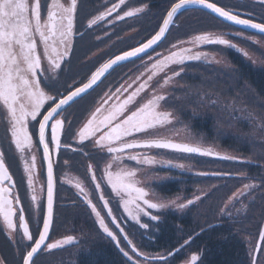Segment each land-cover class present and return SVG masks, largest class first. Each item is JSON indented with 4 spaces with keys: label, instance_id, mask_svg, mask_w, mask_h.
Instances as JSON below:
<instances>
[{
    "label": "snow or ice",
    "instance_id": "snow-or-ice-1",
    "mask_svg": "<svg viewBox=\"0 0 264 264\" xmlns=\"http://www.w3.org/2000/svg\"><path fill=\"white\" fill-rule=\"evenodd\" d=\"M125 3L126 0H118L117 3H113L110 8L89 19L87 27L92 28L98 22L106 20L108 16L120 9ZM260 3L264 4V0H260ZM193 5L209 10L232 24L251 28L264 34V23H257L252 19L242 18L239 13L226 10L224 7L218 6L217 3L210 2V0H176L164 17L159 30L146 43H141L138 47L124 51L122 54L116 55L114 58H110L100 64L99 67H96L91 72L87 82L80 84V86H69L66 89V94L58 89L56 94H50L45 90L52 87L47 73L62 71V63L72 50L73 37L78 34L81 37L83 35L74 31L78 0H69L67 4L61 2V0H51L50 3H47L46 18L43 20L41 18V0H31V2L29 0H0V104L7 111L8 132L10 133L11 143L14 144L15 149L20 153L21 161H23V171L27 174V189L32 192L31 201L33 205L38 200L33 180L36 169V156L34 154L30 157L24 155L25 150L27 149L30 152L33 146V137L29 131L30 121L38 122V143L43 146V160L47 161L46 214L43 216L42 230H39L38 238H34L25 217V209L20 195L19 193H14L16 184L6 166L5 152L0 150V216L3 218L4 226L9 230V235L12 231H16L17 228L22 230L19 243L29 249L22 256L23 264H35L34 257L42 251L50 252L74 242V237L67 236L55 242L47 243L53 223L54 176L52 152L54 151L58 154L61 148L73 152L82 150L73 148L70 144L61 143V134L64 131L65 121L59 117L66 110V106L70 107L77 100L89 95L90 91H94V86L98 87V82H102L101 78L105 77V74H110V70H114L115 66H121L123 62L137 58L142 53L147 54L148 49H153L154 45L162 42V38H166V33L174 23V18ZM145 7L146 5L130 8L124 11L122 15L118 14L116 19L124 20L126 17H134L142 13ZM37 37L39 45L43 47V58L47 61V68L42 64V56L38 51ZM189 43L194 46L215 44L236 48L228 39L222 36H214L211 33L197 34L190 39ZM175 47L173 45V48ZM202 57L206 58L207 53L196 52L191 54L190 48H181L179 51H173L163 58H159L158 54V58L151 64L149 69L151 74L148 75L147 80L140 83L125 99L121 101L115 94H105L107 98L103 100L101 106L95 108L90 118L78 131V142L83 144L84 141L95 138L96 146L100 149H106L109 154L123 153L126 149L131 148H156L204 156L217 155L211 149H202L199 146L159 139L143 142L136 140L125 142L127 137H133L135 134L144 133L157 126L171 123L172 114L158 110L161 102L166 100L164 95L154 94L151 99L135 111L129 109L128 106L133 104L141 92L148 87V82L158 73L165 72L169 65H183L186 61H199ZM149 59L151 60L152 57L149 56ZM182 70L181 68L180 71ZM179 75L180 72L174 71L172 76H167L163 80V85H167L174 76ZM121 88H123V85ZM121 88H118L116 92L120 93ZM110 100H114V102L109 105ZM46 105L47 108H45ZM105 105H108V107H105ZM42 109L45 111H42ZM38 117L42 118L38 120ZM46 129H50V139H46ZM50 144L53 146L52 150H50ZM220 158L232 159L227 156ZM113 159L119 161L121 157L115 155ZM128 159L137 160L138 157L130 155ZM143 162L152 163L153 161L150 158H145ZM110 167L109 165L105 168L104 175L107 178V183L111 186L112 192L120 198L124 213L139 224L140 227L147 228L146 224L140 223L141 215H149L150 213L147 209H161L167 205L146 199L148 192L136 186L138 181L134 179L135 170L120 168L113 173L109 170ZM88 171L92 172L91 179L95 183L96 175L91 165H89ZM5 182H7V186H5ZM75 187L95 214L99 227L116 243L120 252L128 261H131L132 264H141V260L137 259V257H142L145 264H149L151 260L167 259L166 257H149L147 254L138 251L136 245L118 222L117 217L113 215V210L109 207V201L105 199L104 194L101 192L99 200L103 201V208L107 209V216L111 218V224L119 229L123 240L126 241V246L130 247L131 253L135 255L130 254L129 251L125 250V247H121L120 238L116 232L109 228L104 216L101 215V211L89 199L88 192L85 191L80 182H77ZM100 187L99 183H95L97 191L100 190ZM253 187H255L253 184L244 185V189ZM239 195H243V193L241 192ZM238 198L239 196L234 193L233 197L229 198V201ZM170 203L177 208L183 209L191 205L193 201L188 200L187 203L182 204H176L175 201ZM17 212L19 213L18 225L13 220ZM151 219L157 220L158 217L153 215ZM259 238L264 241V228L259 231ZM188 243L189 241L187 240L184 242L185 245ZM182 248L183 245L174 252H170L168 254L169 257L174 256ZM257 250L260 251L261 255H264V247L257 245V249L250 250L251 264H258L257 257L254 255ZM198 259V255L192 254L189 264H197ZM0 264H6V261L0 259Z\"/></svg>",
    "mask_w": 264,
    "mask_h": 264
},
{
    "label": "trees",
    "instance_id": "trees-1",
    "mask_svg": "<svg viewBox=\"0 0 264 264\" xmlns=\"http://www.w3.org/2000/svg\"><path fill=\"white\" fill-rule=\"evenodd\" d=\"M89 1L85 0L83 3H88ZM210 1L217 3V5L224 7L226 10H239L246 14V18L251 17L257 22L264 23V4H261L260 0ZM144 2L149 7V13L142 17L143 22L140 26L146 29L151 22L155 21L154 28L149 34L151 35L157 29L169 7L176 0H144ZM88 6H85V9ZM155 12H158V15L154 14ZM218 29H222V31H237L218 22L204 12L195 10L183 12L174 18V23L159 48L195 34L217 31ZM149 30H146L145 34ZM254 37L264 40L263 37ZM243 46L250 49L253 53L258 51L259 54H262L258 49L250 47L252 45L246 41L243 42ZM212 50L221 52L230 63V69L223 70L221 67H215L205 63L189 62L184 64L182 67L183 70L178 77L179 83L177 88H174L173 93L166 98L163 105L165 109L173 112L179 120V126L192 132L194 137L198 138L202 144L210 147L217 146L219 149L226 150L234 158L239 159L241 163L220 162L196 155L168 153L173 158L181 157L187 159L189 166L185 171H176L174 176L172 174L168 179L153 183V191L164 198L180 196L184 202L199 187L203 189V193L199 197L197 204H192L182 214L168 211L161 212L155 221H152L151 218L143 217L142 224H146L147 228H136L134 225H128V233L131 234L130 229L133 231L138 230L137 233L135 232L134 234L133 232L131 234V240L141 253L147 254L149 257H155L154 255L160 254L159 257L167 258L163 261L150 262L152 264H180L182 260L192 254L198 255L199 259L197 264H251V261L247 260L243 253L244 247L241 244L240 235H247L258 239L259 231L264 221V192L261 197L262 201L259 200L256 204L252 203L249 205L245 201L242 202L244 205L243 210L247 214L246 216L236 217L232 210H228L225 216L223 214L222 216H218L224 200L231 194V188H234L235 181L240 179L238 176L240 173H245L248 179L262 183L264 187V148L259 147L257 143L251 145L246 139H238L231 132L227 133L226 131L224 133L225 136L219 134L215 128L216 124L221 125L219 120L220 116L215 115L216 111L214 109H210L208 114L206 110L203 115H200V104L197 103V101H204L202 99L204 89L213 94L209 96V99L213 101L219 93L221 95H230L239 90L243 91L245 89L243 88V84H246L250 91H252V95H244V103L251 108V105H254L252 103L253 100L257 98L260 102L255 100L256 108H260L264 112V68L257 67L246 61L239 53L231 49H220L214 46ZM262 56L264 58V54ZM78 58V54L71 55L68 74L61 77L60 83L62 84V88H64V94H66V89L69 86L75 87L83 82L95 67L79 64ZM119 70L123 72V69ZM106 80L100 86L104 85ZM120 81L116 83L119 84ZM57 86L58 84L52 86V90H56L54 87ZM232 91L233 93H230ZM94 96L95 94L92 92L69 109V111L71 110L70 118L72 123L69 128L64 130L61 138L62 144L73 143L74 130L91 108L95 100ZM226 134L228 135L226 136ZM86 147H88V150L86 148L84 152L77 151L72 153L64 151L65 155L61 157L63 161H67L69 164L65 170L69 173H77L83 180L86 165L94 161L87 144ZM58 159L60 160V155ZM221 168L227 169V172H229L228 174L230 176L227 182L230 184H225L220 187L215 180L202 179L196 177L194 173V171H200L201 169H205L208 172H215L216 170H221ZM70 190V188L64 185L63 187H58L53 234L57 232L58 226L59 229L65 232L68 229H74V222L76 220L88 216L86 212L78 210L77 207L72 208L73 204L68 203L71 199L75 198ZM66 201V204L61 205V207H64L61 209V215H58L60 202ZM240 208L239 201L236 200L233 204V210L237 211ZM248 230H250V233H248ZM89 233H91V236L83 249L84 254L70 250L69 246L64 247L62 256L64 264H132L126 257H118L115 254V248L112 244L108 242L109 245H107V241L104 242L107 239H104L102 234L95 230L94 227L88 231ZM186 240L189 241L187 245L184 244ZM139 241H142V244ZM2 244L0 240V248L6 249ZM182 245L183 248L181 251L169 257L168 254L170 252L181 248ZM261 247H264V241ZM2 253L7 262L11 260L10 251L3 250ZM130 254L132 253L130 252ZM260 256L261 253L259 251L257 255L258 264H261ZM58 257L59 255L57 253L48 256L46 259L39 256L35 264H56ZM20 258L22 259L21 256ZM20 258L19 264L21 263ZM140 260L143 261L142 259Z\"/></svg>",
    "mask_w": 264,
    "mask_h": 264
},
{
    "label": "flooded vegetation",
    "instance_id": "flooded-vegetation-1",
    "mask_svg": "<svg viewBox=\"0 0 264 264\" xmlns=\"http://www.w3.org/2000/svg\"><path fill=\"white\" fill-rule=\"evenodd\" d=\"M83 1L85 0H78V6H77V13H76V17H75V28L74 31L78 32V33H82V37L78 34L75 35L73 37V46H72V50L68 59V56L65 58V61L62 63V71H59L58 73H47V75L50 77V75H53L54 81L51 82L52 86H55L58 84L56 88V90L58 89L60 92L64 93V88H62V84L61 82V77H64L65 75L68 74L69 71V67H70V57L73 54H78L79 56V64H92L94 63L95 66L101 64L102 62H104L106 59H108L109 57L118 54L119 52L123 51L124 49H129L131 47H134L142 42H144L147 38H149L151 35H149L155 25V21L151 22L149 26L146 27V29H144V27H141L140 24L143 22V16H145L146 14L149 13V7L146 4V2H144V0H127L125 5H122L120 9H117L115 12H113L110 16H108L106 18V20L98 22L96 25H93L92 28H88L87 27V23L88 20L93 18L94 16H96L97 14H99L100 12H104L107 8H110L112 6L113 3H117L118 0H90L88 3H83ZM250 1H255V0H250ZM30 2V1H29ZM51 0H41V14L44 16L43 19L46 18V12H47V3H50ZM61 2L67 4L69 2V0H61ZM89 5L86 9L85 6ZM142 5H146V7L144 8V11L142 13L137 14L134 17H126L124 20H117L116 16L118 14L122 15L124 11L129 10L130 8H134V7H140ZM44 9V10H43ZM234 12L239 13L241 16L245 17V13L236 10V9H232ZM158 12H155L154 14H157ZM158 15V14H157ZM246 18V17H245ZM247 19H252L251 17H247ZM253 20V19H252ZM255 21V20H253ZM161 23V22H160ZM262 23V22H260ZM142 25V24H141ZM160 25V24H159ZM158 25V27H159ZM151 26V27H150ZM157 27V29H158ZM150 28V30H149ZM156 29V30H157ZM146 30H149L146 34ZM155 30V31H156ZM213 33L218 32L217 34H215L214 36H218L221 35L223 37V34L225 33L226 35H228L229 33L234 34L232 32L234 31H222V29H218L217 31H211ZM237 32V31H236ZM203 34V33H200ZM197 35V34H195ZM195 35H192L186 39H182V40H178L170 45H167L165 47L162 48H157L154 51H152L151 53L147 54L146 56L136 60L135 62H132L131 64L125 66L123 68V72L117 71L116 73H113L110 75L109 79L106 80L105 84L100 86L94 94H99L98 98L94 101V103L92 104L91 108L88 110V112L84 115L83 119L79 122V124L76 126L75 128V132L76 135L73 136V143L70 144L72 145L73 148H79L82 149L81 152L86 151V148L88 150V147H86V144L89 146V151L90 153H92V156L94 158L93 163L89 162L86 165L85 168V177L84 180L82 181L79 176L77 175V173H67V171L65 170L66 167H68L69 164L65 163V161H63V159H61L62 156L65 155L64 151L66 152H72L71 150H67L64 148H61L60 150V154L58 153V157L60 155V160L57 157V162L55 163V176H56V184L58 186H66L67 188H70L72 191V195H74V199H71V201H69V204H73L72 208L77 207L78 210H82L83 212L87 213V217H84L83 219H79L76 220L74 222V229L70 230L68 229L67 232H65L64 230L59 229V226L57 227V232L55 234L52 233L50 234L49 240L47 241V243H51V242H55L58 239H62L65 238L67 236H72L74 237V242L72 244L73 247H70V250H73L75 247L77 248L76 251L84 254L83 249L87 244V240L90 238L91 233L88 234V231L91 230V228H95V230H97L99 233H104L103 230L97 227V218L95 216V214L91 211V208L89 207V205L87 204V202L83 199V197L80 195L79 190L75 187L76 183H73L71 181H67L64 182V179H61V176L63 175H68L71 177H75L78 178L80 181H82L83 183H81L82 187L85 189V191L88 192L89 195V199L92 200V203L96 205L97 209L99 211H101V215L104 216L105 218V222L108 223L109 228L116 232L118 237L120 238L121 247H125V250L128 251V247L126 246V241L123 240V236L122 234L119 233V229H117L115 227V225L111 224V218L107 216V209L103 208V201L99 200L100 193L102 192L104 194L105 199H107L109 201V207L112 208L113 210V215H115L118 219V222L120 223V225L124 228L125 232L130 235V239L131 238V234H135V232L137 233L138 230H131V234L128 233V225H134L136 226V228H139L140 225L137 224L135 221L131 220L126 213H124L123 211V207L122 204L120 203V198L117 197L115 195V193L112 192L111 190V186L107 183V179L105 178L104 175V170L106 167H108L109 165L110 167V171L115 172L120 168H124V169H130V170H135V172L139 171L140 175H139V179L136 178V174H135V178L137 179L136 181L139 180V184L140 185H144L146 182L143 183L144 180H148L146 179V177L143 176L144 172L147 171H151V174H154L156 177H165V176H174L176 171H181V170H177L175 164L173 165L172 160H175L173 158V156L169 155L166 152H160V151H154V150H143V149H137V148H131V149H126L123 153H119V154H109L107 153L106 149H100L96 146L95 144V138H90L89 140H86L83 142V144H80L78 142V130H80L81 128V124L83 125L85 123L86 118L90 115L89 112L90 110H94L96 104L98 103V101H100L102 99V97L105 96L106 93H108L109 95H112L113 93H116V90L118 88H121V86L123 85V88H121V92L118 93V96H122V93H124L123 95H125V97H123L122 99H120L121 101L123 99H125L127 97L128 94H130L132 91H134L140 83H143L145 81L146 78L143 77H139L137 79L138 83H132L129 85H124V82L126 80H130L132 79L134 76H137L139 73L137 71H139L141 68H143V65H147V67H151V64L153 62H155V60L158 58V54H159V58H163L164 56L169 55L171 52L173 51H179L181 48H190L191 49V54H195L196 52H204L207 53V57H202L199 61H195V60H189L186 61L184 64H187L189 62H195V63H205V64H210L213 65L215 67H219L220 64L217 65V63H223L221 62V60L223 59V55L221 54L220 51H217V54L219 56L220 62H215L214 59L212 58V55H214V52H209L206 50L207 47L213 46L215 44H204V45H198V46H194V45H184L182 47H180L178 44L180 42H186L188 40H190L192 37H194ZM37 43H38V51L41 53L42 56V64L45 68H47V61L43 58V47L39 45V39L37 37ZM173 45H175L176 47L173 48ZM217 48L223 49V46L220 45H215ZM115 49V51H114ZM232 51H235L237 53H239L242 57H243V52L237 49H232ZM149 56L152 57V59H149ZM209 56V57H208ZM245 56V54H244ZM221 57V58H220ZM213 59V60H208V59ZM66 59H68L66 61ZM244 59V57H243ZM222 61H225V65H221L222 69H230V63L224 59ZM248 61V60H246ZM228 65V66H227ZM137 67V68H135ZM135 68V69H133ZM181 69H177L174 70V67L172 68L171 65H169L168 69L165 70V72L163 73H158L157 76L153 77V81L152 83L149 85L148 87L141 92V94L136 98V100L134 101L133 104L129 105V109L131 111H135L138 107L142 106L146 100L149 99H143V97L146 95L147 97L151 98L153 95L154 90L158 93L157 91V85H163V80L167 77V76H172L174 71H180ZM142 71V70H141ZM130 72V73H129ZM180 76V75H179ZM179 76H174L173 79L165 86H178V77ZM109 80V81H108ZM121 80V81H120ZM120 81L119 84H117L116 82ZM116 83V84H115ZM177 86H175V88H177ZM53 87L46 88L45 90L48 91L50 94H56V90H52ZM126 89V91H125ZM148 92V93H146ZM151 95V96H150ZM106 97V96H105ZM45 108H47V105L45 106ZM72 108V107H71ZM4 113H0V150H3L5 152V163L6 166L9 169L10 174L13 176V181L16 184V188L14 189V193H19L20 195V199L21 202L24 206L25 209V217L27 222L29 223V228L30 231L32 232L34 238L37 237V234L40 230L41 227V223H42V218H43V212H44V202H43V198H44V193H45V172H44V163H43V159H42V153L38 144V139H37V127H38V122L37 121H30L29 123V131L32 134L33 137V147L35 149L38 161L40 160V164H42V170L40 169V175L38 178V183L40 186V193H37V203L35 205L32 204L31 201V195L32 192L30 190L27 189V174L24 173L23 171V161H21L20 159V153L18 152V150L15 149L14 144L11 143V137H10V133L8 132V128H9V124H8V116H7V111L4 107H2ZM42 111H45L42 109ZM71 111V110H70ZM69 109L65 110L62 113V116L59 117L61 119H64L65 124H64V130L66 128H69V126L71 125V115ZM107 114V113H106ZM42 117H38V120L41 119ZM88 119V118H87ZM68 123V125H67ZM172 124L169 123L168 126ZM67 125V127H66ZM163 129H169V132L171 130V128L173 127V124L171 125V128H167L166 125H163ZM162 128H159L158 126L154 129H150L147 132L144 133H138L135 134L133 137H127L125 138V142H132L133 140L139 141V137L140 136H144V137H149V136H155L153 135L154 131H161L163 130ZM64 134V131L62 132L61 135ZM46 139H50V129H47V133H46ZM68 144V143H67ZM53 146L50 144V150H52ZM32 151V148H31ZM31 151L29 152V150H26V152L24 153V155L26 157H30L31 156ZM77 152V151H76ZM115 155H119L121 157V159L119 161L114 160L113 157ZM130 155H136L138 157L137 160H130L128 159V156ZM145 158H150L152 161L154 162H160L159 166L160 167H156L155 166H151L149 163H144V159ZM184 164V163H183ZM189 166V162L187 163ZM89 165L92 166V170L96 175V181L95 183H99L101 185L100 187V191H97L95 189V183L92 181L91 177H92V172L88 171ZM41 168V167H40ZM194 170V169H193ZM42 171V174H41ZM65 171V172H63ZM185 171V170H184ZM63 174V175H62ZM148 187L150 186V183H147ZM87 185V186H86ZM5 186H7V182H5ZM137 186V184H136ZM138 187V186H137ZM144 189V188H143ZM158 196H160L159 194H156ZM163 197V196H160ZM177 197V196H174ZM197 197H199V195L197 193L193 192V195L188 199V200H192L194 201L195 199H197ZM164 198V197H163ZM187 200V201H188ZM182 202L183 199L181 200ZM187 201H185V203H187ZM66 202H60L59 207H58V215H61V212L64 207L61 205L66 204ZM191 205H189L190 207ZM18 207V206H15ZM168 211V210H167ZM167 211H159V210H152V215L157 216L158 214H160L161 212H167ZM185 210H179L178 212H173V211H168L171 213H177V214H182ZM56 213V210H55ZM18 215L19 213L17 212V215L13 217L14 223H19L18 221ZM151 218V217H148ZM155 221V220H152ZM140 223H143V219L140 218ZM96 226V227H95ZM22 235V230H19V228H17L16 231H12L11 234L9 235V230L6 229V227L4 226V222H3V218L2 216H0V240L3 243L2 246L6 247V249L0 248V259H3L6 261V264H19V258L20 256L22 257L23 254L26 253L27 250H29L28 248L23 247L19 241ZM102 236L104 237V235L102 234ZM105 240L104 242L107 241V245L108 242L110 244H112V246L115 248V254L118 257H122L123 254L120 252L119 248L117 247L116 243L111 239V238H106L104 237ZM26 242V241H25ZM27 243V242H26ZM3 250H8L10 251V259L11 260H6L5 256L3 255ZM63 252H64V248H60V249H56L53 251H42L36 258V259L40 256L43 258H47L48 256L52 255V254H58V260L56 261V264H63ZM21 263L22 264V259L20 258ZM182 263V262H181Z\"/></svg>",
    "mask_w": 264,
    "mask_h": 264
},
{
    "label": "rangeland",
    "instance_id": "rangeland-1",
    "mask_svg": "<svg viewBox=\"0 0 264 264\" xmlns=\"http://www.w3.org/2000/svg\"><path fill=\"white\" fill-rule=\"evenodd\" d=\"M29 1L31 2V0H29ZM217 33L218 32H215V34H217ZM232 33H234V34H231V33H229L228 35H226L225 33L223 34V38L228 39L232 44H234L236 46V48H232V49H239L244 54L246 53L245 56L243 54V57L245 60H248V62L252 63L253 65H255L257 67H260V68L263 67L264 68V58L262 56V54H264V40H258V39H254L252 37L247 38V37L243 36L242 34L236 33V32H232ZM215 34H213V35H215ZM218 36H221V35H218ZM189 41L190 40H188L184 43H179L178 45L180 47L187 45V44L192 46L193 44L189 43ZM238 41H240L242 43L244 41L251 43L253 46V49H258L260 52H262V54H259V52L257 51L258 53L256 52L257 55H255L253 52H251L248 49L240 46ZM212 58L214 59L215 62H220L219 56L212 55ZM222 58H223L222 60L225 59L224 57H222ZM213 59L209 58L208 60L210 61ZM222 60H221V62L225 63V61H222ZM223 63H217V65L220 64L219 66L221 67V65L226 64V63L225 64H223ZM88 65L90 66V64H88ZM146 66L147 65H145V66L143 65V68H141L139 71H137L138 73L139 72L140 73L137 76H134L132 79L126 80L124 82V85L125 84L129 85L132 83H138L137 79L139 77H143V78L148 77V75L151 74L149 71V69L151 67L146 68ZM135 68H137V67H135ZM135 68H133V69H135ZM223 70H227V69L224 68ZM145 80H147V79H145ZM153 80L154 79L149 81L148 84L149 83L151 84ZM53 81H54V78H53V75L51 74L49 77V82L51 83ZM229 81H230V78H229ZM175 86H177V85H175ZM175 86L171 85L167 89L168 86H165V85L162 86L161 84L157 85V91L158 90H160V91H158V93H157L154 90L152 95L155 94V95H164L165 96L167 91L174 89ZM243 88H245L243 91L239 90V91H236L234 93L232 91L230 93H233V94H230V95H226V94L221 95V93H219L218 95H216V99L214 98L213 101H211L209 99V96H212L213 94L210 91L204 89L203 90L204 94L202 95V99L204 101H197V103L200 104V109H201L200 115H203L204 111H206V110H207V114H208L210 109H214L216 111L215 115L220 116L219 120L221 122V125L216 124V128H215L219 134H222V136L223 135L225 136L224 133L226 131H227V133L231 132L232 135H234V137H236L238 139H243V140L246 139L249 141V143L251 145L257 143L259 147L264 148V112L260 108L259 109L256 108V101L255 100H257V102H260L259 99H257V98L255 100H253L252 103H254V105H251V108L248 107L246 105V103H244V101H243L244 97L243 96L247 95V94L252 95V91H250L249 87L246 84H243ZM146 93H148V92H146ZM113 94H115V96H118L117 92L113 93ZM123 94L124 93H122V96H118L119 99H122L123 97H125V95H123ZM97 95H99V94H96L94 97H96ZM106 98L107 97H105V96L102 97V99L100 101H98V103L96 104L95 108L101 106L103 100ZM143 99L145 100V99H151V98H149L145 95L143 97ZM147 101L148 100H146V102ZM113 102H114V100H110L109 105ZM198 105H197V107H199ZM2 107H3V105L0 104V113H4ZM105 107H108V105H105ZM95 108L92 112L95 111ZM158 110L160 111V109H158ZM91 113L87 117L88 119L90 118ZM87 118H86V120H87ZM171 119H172L171 122H172L173 126L176 127V129L171 128L172 124H170L169 126H168V124H165L167 126V128H169V127L171 128L170 132H169V129H163L164 126H158L159 128H162L163 130L162 131H154L153 135H155V136H149V137L140 136L139 141H146V140H151V139H160V140L163 139L164 141H174V142L180 141L181 143L189 144L192 146H199L201 148L202 147H204V148L208 147L213 152H214V150H216L217 151L216 153H219V154H226V150L218 149L217 146H211L210 147V146H205L204 144H202L198 138H195L192 135V133L190 131H188V129L179 126V120L176 118V116L173 113L171 115ZM86 122L87 121H85V123ZM83 125H81V128L83 127ZM227 135L228 134H226V136ZM215 144H216V142H215ZM224 149H226V148H224ZM26 150H25V152H26ZM227 153H229V152H227ZM33 154L36 156V169H35L33 180H34V188L36 190L35 194L37 195V193L41 194L40 186H39V183L37 180H38L39 175H40V169L42 170V164H40V160L38 161L35 149L32 146L31 155H33ZM170 162H172L173 165L175 164L177 170H187V168H188V164H187L188 160L187 159H183L181 161H178L175 159V160H172ZM149 164L151 166H155V168L160 167L159 166L160 162H154L153 161L152 163H149ZM115 172H113V173H115ZM263 173H264V170H263ZM41 174H42V171H41ZM135 174H136V178L139 179L140 172L137 171V172H135ZM143 176L146 177V179H148L147 181L144 180L143 183L144 182L150 183V182L159 181L162 179L161 177H156L154 174H151V171L144 172ZM239 176H240V179L236 180L235 184L233 183L234 188H231V191H232L231 194L227 197L226 200H224L218 216H222V214H223V216L227 215L226 212L228 210H232L236 217L246 216L247 215L246 211L243 210L244 209V205L242 204L243 201H245L249 205L252 203L256 204L257 202H259V200L262 201L261 197L263 196V192H264V187H263L262 183L251 181L250 179L247 178V175H245V173H240ZM60 177H61V179H64V182H66V183H67V181H71L73 183H77V182L83 183L78 178L71 177L68 175L61 176V174H60ZM105 178H106V176H105ZM136 178L134 177L135 180H137ZM215 182L219 186H224L225 184H230L224 180H217ZM245 184H253V185H255V187L250 188V189H244ZM137 186L140 188H143V186L139 184V180H138ZM99 192H101V191L99 190ZM147 192L149 195L146 197V199L150 200L151 202L161 203V204L167 205L166 207L161 208V209H157V210H159V211H167L168 210V211H173V212H178L179 210H181L180 208H177L175 205L171 204L170 202L175 201L176 204H181L182 203V201H181L182 197L177 196V197H171V198H163V197H160V196H158L155 193H152L150 191H147ZM241 192L243 193V195H239V193H241ZM234 193L237 194L239 196V198L238 199H232L231 201H229V198L233 197ZM236 200L239 201V206H241V208L237 211L233 210V204L236 202ZM152 210H156V209H147V211L150 214L149 215H143L142 214L140 218L153 216L151 214ZM248 233H250V230H248ZM240 237H241V244H243V247H244L243 253L245 254L247 260L251 261L250 250L255 249L257 239H254V237L252 238L251 236L242 235V234L240 235ZM139 243L142 244V241H139ZM76 249H77L76 247L73 249L74 252L76 251ZM72 253H73V251H72ZM159 255L160 254H157L154 256L159 257ZM260 257H261L260 258L261 264H263L264 255H261ZM186 260H187V258L185 259V261ZM154 261L158 262V261H163V260L157 259V260H151L150 262H154ZM150 262H149V264H152ZM51 263H54V262H51ZM141 264H145V262L142 261Z\"/></svg>",
    "mask_w": 264,
    "mask_h": 264
},
{
    "label": "water",
    "instance_id": "water-1",
    "mask_svg": "<svg viewBox=\"0 0 264 264\" xmlns=\"http://www.w3.org/2000/svg\"><path fill=\"white\" fill-rule=\"evenodd\" d=\"M191 9H193V10H201V11H204V12H206V13H208V14H210L211 16H213L214 18H216V19H218L219 21H221V22H223V23H225V24H227V25H229V26H232V27H234V28H238V29H240V30H243V31H246V32H248V33H252V34H256V35H260V36H264V34H262V33H259L257 30H254V29H251V28H245L244 26H240V25H235V24H232L230 21H226V20H224L223 18H220V17H218L216 14H214V13H211L209 10H206V9H202L200 6H198V5H193V6H189V8L187 9V10H191ZM170 10V9H169ZM166 16V15H165ZM163 22V21H162ZM162 24V23H161ZM159 30V29H158ZM167 34V33H166ZM163 39L164 38H162V41H163ZM147 41H145L144 43H146ZM161 42H158V45L160 44ZM158 45H154L153 46V49H148L147 50V54L149 53V52H151L152 50H154L156 47H158ZM138 47V46H137ZM122 54V53H121ZM144 55H146V54H144V53H142V54H140L137 58H132V60H130V61H127V62H123L122 63V65H125V64H127V63H129V62H132V61H134V60H136V59H139V58H141V57H143ZM115 57V56H114ZM113 57V58H114ZM121 65V66H122ZM118 67H120V66H115L114 67V69H116V68H118ZM113 70H110V73L112 72ZM108 74H105V77L107 76ZM105 77H102L101 78V80H103ZM87 82V81H86ZM100 82H98V84H99ZM96 86H94V88H95ZM91 92V91H90ZM72 105V104H71ZM66 108H68L67 106H66ZM46 131H47V129H46ZM37 139H38V135H37ZM39 144V143H38ZM39 147H40V150H41V152H42V157H43V151H42V145H40L39 144ZM197 155H199V154H197ZM211 156H213V155H211ZM213 157H215V158H217V156H213ZM44 161V160H43ZM44 167H45V177H46V168H47V161H44ZM53 176H54V171H53ZM55 178H54V203H55ZM46 191H47V179H46ZM46 214V192H45V209H44V215ZM53 215H54V204H53ZM51 228H52V226H51ZM51 228H50V232H51ZM41 230H42V227H41ZM260 244H261V240H260V238H259V240H258V242H257V245H259L260 246ZM256 249H257V246H256ZM258 251L259 250H257V251H255L254 252V255L257 257V254H258ZM35 258V257H34Z\"/></svg>",
    "mask_w": 264,
    "mask_h": 264
}]
</instances>
